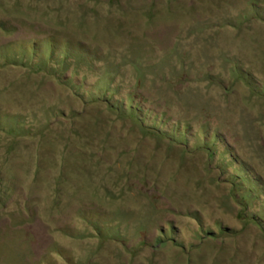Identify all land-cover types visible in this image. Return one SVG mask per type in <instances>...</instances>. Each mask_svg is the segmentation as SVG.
<instances>
[{
    "label": "rangeland",
    "instance_id": "1",
    "mask_svg": "<svg viewBox=\"0 0 264 264\" xmlns=\"http://www.w3.org/2000/svg\"><path fill=\"white\" fill-rule=\"evenodd\" d=\"M0 264H264V0H0Z\"/></svg>",
    "mask_w": 264,
    "mask_h": 264
}]
</instances>
